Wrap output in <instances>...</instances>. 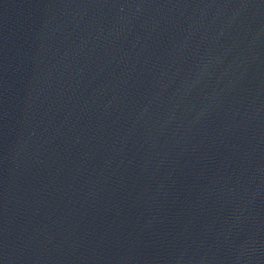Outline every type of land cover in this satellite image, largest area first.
<instances>
[{"label": "water", "instance_id": "95a60500", "mask_svg": "<svg viewBox=\"0 0 264 264\" xmlns=\"http://www.w3.org/2000/svg\"><path fill=\"white\" fill-rule=\"evenodd\" d=\"M0 264H264V0H0Z\"/></svg>", "mask_w": 264, "mask_h": 264}]
</instances>
